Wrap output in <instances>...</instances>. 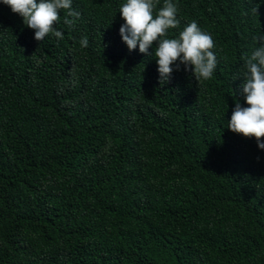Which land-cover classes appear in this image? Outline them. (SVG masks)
Returning a JSON list of instances; mask_svg holds the SVG:
<instances>
[{"label": "trees", "instance_id": "16d2710c", "mask_svg": "<svg viewBox=\"0 0 264 264\" xmlns=\"http://www.w3.org/2000/svg\"><path fill=\"white\" fill-rule=\"evenodd\" d=\"M125 2L72 0L37 41L0 0V264H264V150L227 128L264 0H172L168 35L196 21L218 64L163 85Z\"/></svg>", "mask_w": 264, "mask_h": 264}, {"label": "clouds", "instance_id": "9594fccd", "mask_svg": "<svg viewBox=\"0 0 264 264\" xmlns=\"http://www.w3.org/2000/svg\"><path fill=\"white\" fill-rule=\"evenodd\" d=\"M2 3L19 14L26 27L35 30L37 41L50 33L63 39V33L54 27L60 20V10H67L63 23L68 26L75 22L68 17L80 15L72 10V0H2ZM157 3L158 0H126L120 6L119 13L124 20L119 29L122 41L129 51L138 46L139 52L146 56L154 53L161 85L170 81L173 66L179 70L181 65L185 71L192 72L197 82L210 79L218 64L217 56L211 51L214 48L212 36L193 20L177 36L170 37L168 31L180 25L178 7L172 0H164L163 6L156 10ZM252 11L258 14L257 8ZM253 41L259 46L250 55L242 54L244 71L236 77L243 79L239 89L248 106L242 107L236 100L227 128L244 137H255L258 148L264 150L261 140L264 138V34L254 36ZM154 42L155 47L149 52ZM80 45L87 47L88 38L82 37Z\"/></svg>", "mask_w": 264, "mask_h": 264}]
</instances>
